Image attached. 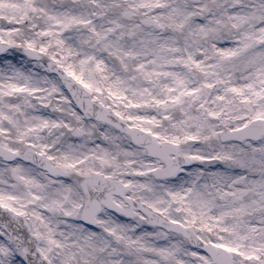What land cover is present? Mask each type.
Instances as JSON below:
<instances>
[{
  "label": "snow or ice",
  "instance_id": "6c2138e0",
  "mask_svg": "<svg viewBox=\"0 0 264 264\" xmlns=\"http://www.w3.org/2000/svg\"><path fill=\"white\" fill-rule=\"evenodd\" d=\"M0 264H264V0H0Z\"/></svg>",
  "mask_w": 264,
  "mask_h": 264
}]
</instances>
